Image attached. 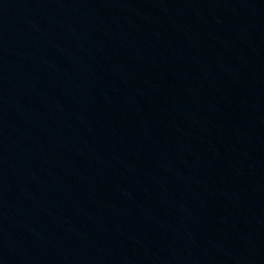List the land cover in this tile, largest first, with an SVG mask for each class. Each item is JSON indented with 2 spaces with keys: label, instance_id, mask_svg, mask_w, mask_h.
Segmentation results:
<instances>
[{
  "label": "water",
  "instance_id": "95a60500",
  "mask_svg": "<svg viewBox=\"0 0 264 264\" xmlns=\"http://www.w3.org/2000/svg\"><path fill=\"white\" fill-rule=\"evenodd\" d=\"M0 264H264V0H0Z\"/></svg>",
  "mask_w": 264,
  "mask_h": 264
}]
</instances>
